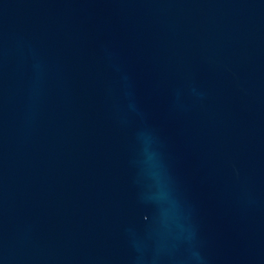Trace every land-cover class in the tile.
Returning a JSON list of instances; mask_svg holds the SVG:
<instances>
[{
  "label": "water",
  "instance_id": "water-1",
  "mask_svg": "<svg viewBox=\"0 0 264 264\" xmlns=\"http://www.w3.org/2000/svg\"><path fill=\"white\" fill-rule=\"evenodd\" d=\"M0 264H264V0H0Z\"/></svg>",
  "mask_w": 264,
  "mask_h": 264
}]
</instances>
